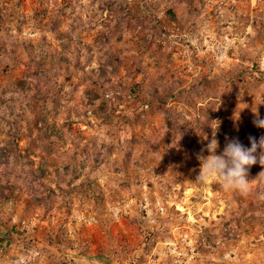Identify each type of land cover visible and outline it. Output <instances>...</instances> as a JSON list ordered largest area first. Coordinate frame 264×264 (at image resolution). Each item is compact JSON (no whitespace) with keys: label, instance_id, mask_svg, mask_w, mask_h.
<instances>
[{"label":"rangeland","instance_id":"374dc122","mask_svg":"<svg viewBox=\"0 0 264 264\" xmlns=\"http://www.w3.org/2000/svg\"><path fill=\"white\" fill-rule=\"evenodd\" d=\"M256 111L264 0H0V264H264L261 150L246 194L197 181Z\"/></svg>","mask_w":264,"mask_h":264},{"label":"clouds","instance_id":"9594fccd","mask_svg":"<svg viewBox=\"0 0 264 264\" xmlns=\"http://www.w3.org/2000/svg\"><path fill=\"white\" fill-rule=\"evenodd\" d=\"M256 119L253 124L264 129V119L259 113H254ZM250 147H245L238 139L226 138L223 152L217 155L219 142L216 139V130H213L211 141L207 145L209 155L199 154L200 175L198 182L203 183L207 179L215 178L220 182V188L227 191H239L246 194L249 191L250 181L248 170L257 163V149H260L259 164L264 167V136L259 141L255 137H249ZM262 174V173H261Z\"/></svg>","mask_w":264,"mask_h":264},{"label":"built area","instance_id":"2783aa9c","mask_svg":"<svg viewBox=\"0 0 264 264\" xmlns=\"http://www.w3.org/2000/svg\"><path fill=\"white\" fill-rule=\"evenodd\" d=\"M168 36L172 39V43L187 47L188 52L193 53L196 56L205 54L204 52L209 51L210 55H216L217 60H223L226 56L227 42H213L207 39H198L196 36L190 35L189 33H179L176 28H171ZM165 36L167 35L164 34ZM190 46L194 51H190ZM205 49V51H204Z\"/></svg>","mask_w":264,"mask_h":264},{"label":"trees","instance_id":"16d2710c","mask_svg":"<svg viewBox=\"0 0 264 264\" xmlns=\"http://www.w3.org/2000/svg\"><path fill=\"white\" fill-rule=\"evenodd\" d=\"M94 99H96V96L91 92V96H90V100H94ZM89 102V101H88ZM91 102V101H90ZM0 150H3L4 152L6 151L5 150V147L3 146ZM2 155H5V153L4 154H2ZM97 160V159H96ZM95 160V161H96ZM81 167L82 168H84L85 166H84V164H82L81 165ZM67 169H70V171H72V172H75V173H77V171H78V168H76V167H68ZM74 178H80V174H75L74 176H73ZM99 189V187L98 186H96V190H98ZM34 191V190H33ZM101 195V194H100ZM99 195V196H100ZM37 201H40L41 200V197L39 196L38 198H35Z\"/></svg>","mask_w":264,"mask_h":264}]
</instances>
